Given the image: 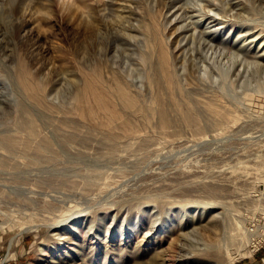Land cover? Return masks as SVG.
Listing matches in <instances>:
<instances>
[{"label":"rangeland","instance_id":"obj_1","mask_svg":"<svg viewBox=\"0 0 264 264\" xmlns=\"http://www.w3.org/2000/svg\"><path fill=\"white\" fill-rule=\"evenodd\" d=\"M208 1L0 0V138L31 146H0V264L263 263L264 50L235 39L252 30L264 40V0H213L238 14L217 35L200 19ZM204 39L245 43L258 61L227 54L230 72L217 77ZM162 44L175 90L151 83ZM94 70L111 102L88 100L89 116L76 97ZM251 227L255 246L242 235Z\"/></svg>","mask_w":264,"mask_h":264},{"label":"bare ground","instance_id":"obj_2","mask_svg":"<svg viewBox=\"0 0 264 264\" xmlns=\"http://www.w3.org/2000/svg\"><path fill=\"white\" fill-rule=\"evenodd\" d=\"M205 8L206 9L204 11H201L199 13V15L201 16L200 17L201 20L202 19L208 20L207 21V25L205 26V30L206 31L208 29H210L211 26H212V25H209V24H211L212 22H215V21L216 22L213 25H218L217 28L214 29L216 35L219 32H222L223 29H225V28H227V29L230 28V30H231V28L236 27L235 25H237V24H233L234 23L233 19L236 18L238 14L237 13H228V12L232 11V9H230V8L229 9L228 8L222 9V6H219L218 3L214 2L213 0H209L208 3H207V6ZM238 26L242 27L241 25H238ZM262 36H263V33H261V32L257 33V34H254V32L252 30H247L246 32H243L242 30H240V31H238V37L235 39V42H236V40L241 39V38H242L243 41H247L248 40V44H253V43H258L259 42L260 43L259 46L254 51L255 54H257V53L259 54V52L264 50V40L260 41V38ZM207 38H209V37H207ZM212 40L204 39L205 43L202 44V48L206 47L205 54L207 53L206 55H207L208 58H210V56H211L212 57L211 59L215 60V62L216 61L218 62V60H219V63H218L217 66H214V64L212 65V67L216 69V76L217 77L220 76L219 72L220 73L222 72V74L225 71H227V72L229 71L230 72L229 69L225 68V64H223L224 62H222L223 57L225 55H227V54H228L227 56L229 58H232V59L239 58V57L241 58V56H244L243 57V59H244L245 56H247L248 59L247 58H245V59H247V62L249 64H251V62L258 61V59L256 58L257 56H254V55L252 56V55L249 54L252 51L246 52V53L243 52V50H244V48L246 46V45H244L245 43L242 44L244 47H238V45H237L238 43L236 44L234 42V43L231 44L229 41H225L224 43H222V45H224L223 48L220 47L219 49H215V44H214V42ZM198 41H199V39H198ZM158 49H159V55H158L159 62L157 64L156 68H154V64L153 63H152L153 65H151V68H152V71H153L151 73V75H150L151 83H153L157 87V90H159L160 86H163L164 82L166 83L167 87L170 90H175L177 88L178 80H177L176 70L174 69V64L172 63V58L170 60L168 49L165 48V46L163 44L159 45ZM226 49H228V52H227ZM153 51H156V49H153ZM228 61L229 60H227V62ZM227 62H225V63H227ZM234 62L235 61L232 60V66H233ZM206 64L203 63V65H204L203 66V68H204L203 72L207 74V73H210V68H208L209 66L206 65ZM210 64H212V63H210ZM26 68L23 67V66L19 67V71L18 72H19V77L21 79V82H22L23 86L25 87V89H27L30 92V95L34 99H36L38 101H41V103H43L42 87L40 85H38V84L35 85V87H32V85L29 83V78L30 77H29V74H28V71H27ZM227 68H228V65H227ZM229 68H232V67L230 66ZM203 72H202V74H203ZM94 74L96 76V79L93 80V82L90 83V84L86 83L87 84L86 85L87 93L86 94L83 93V95H78L76 97L77 103H78V107H80V112L83 111L84 113H86L89 116H94L96 113H95V110L93 108L94 105H92V107L90 105H87L86 102L88 100L94 101L99 106H102V105H105V104H108V103L111 102V96H110L109 88L100 79V75L98 76L97 70L96 71L94 70ZM116 89H117L118 93H120V95L123 96L124 99H126V101L129 103V105H134V99L128 93V91L126 89V86L124 84L118 83L117 86H116ZM155 103L156 104H154V107H153L154 109L153 110L156 113L160 114L161 125H162V127H165L166 125H168V124H170L172 122V119H170V116L167 113V109L163 105V100H162V97L159 94V92H158V95L155 97ZM78 111H79V109H78ZM115 114L116 113H114V112H109L110 118L115 117ZM215 114H216V116L218 118L219 117L220 118H224L225 117V116L223 117V115H221V113H218V112H216ZM184 116H185L184 117L185 120L188 121V122H191V121L195 122L196 121V115L194 114L192 109H188V111L185 113ZM18 144H21L24 147V149L31 148V146L29 145V142L27 140H17L14 137H3V138H0V146L2 145L3 147L11 148V147L17 146ZM49 144H50L49 142H45L42 145V147H43V149H45V150H47L49 152H52V149L50 148ZM34 149L42 151L41 147L34 148ZM53 153H55V152H53ZM151 215L154 216L156 214H155V212H153V213H151ZM248 230H249V233L251 234V238L249 236L247 228H245V232H243L242 235L245 238H249L250 239V241H249L250 244L255 246L256 243L258 242V241H256V239L252 238L253 232H255V230H254L253 227L249 228ZM139 264H143V263H139ZM148 264H157L155 257H153L149 261Z\"/></svg>","mask_w":264,"mask_h":264},{"label":"crops","instance_id":"obj_3","mask_svg":"<svg viewBox=\"0 0 264 264\" xmlns=\"http://www.w3.org/2000/svg\"><path fill=\"white\" fill-rule=\"evenodd\" d=\"M261 253V252H260ZM263 255V253H261ZM260 254H256L255 256H252L247 261L243 262L242 264H264L260 261Z\"/></svg>","mask_w":264,"mask_h":264}]
</instances>
